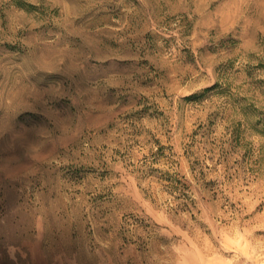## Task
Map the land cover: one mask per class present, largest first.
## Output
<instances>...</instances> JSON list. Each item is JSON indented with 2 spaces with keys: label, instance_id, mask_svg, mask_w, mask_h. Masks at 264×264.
<instances>
[{
  "label": "rangeland",
  "instance_id": "1",
  "mask_svg": "<svg viewBox=\"0 0 264 264\" xmlns=\"http://www.w3.org/2000/svg\"><path fill=\"white\" fill-rule=\"evenodd\" d=\"M0 264H264V0H0Z\"/></svg>",
  "mask_w": 264,
  "mask_h": 264
}]
</instances>
